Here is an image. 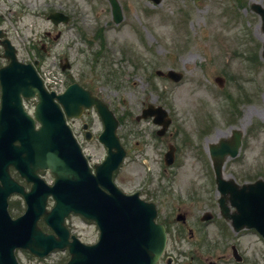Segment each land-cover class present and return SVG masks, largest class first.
I'll return each mask as SVG.
<instances>
[{
  "label": "rangeland",
  "instance_id": "1",
  "mask_svg": "<svg viewBox=\"0 0 264 264\" xmlns=\"http://www.w3.org/2000/svg\"><path fill=\"white\" fill-rule=\"evenodd\" d=\"M118 1L123 20L116 24L108 0H3L0 29L17 48L21 61L38 60L39 72L54 76L63 88L77 82L92 90L123 120L119 135L130 153L115 176L121 190H136L150 178L165 186L173 180V194L164 203L168 211L180 206L194 215L207 209L219 214V195L208 154L211 144L229 138L234 129L243 130V148L238 157L226 162L225 176L239 183L264 178V59L260 57L257 66L247 59L251 53L260 56L262 51L261 19L251 5L264 6V0H162L158 5L150 0ZM20 5L26 10L17 24L11 10ZM50 10L71 15V22L53 28L47 19ZM59 31L61 38L55 41ZM46 32L53 37L47 39ZM65 58L72 68L62 72L60 62ZM169 70L182 73L181 81L175 83L157 74ZM217 77L224 79L223 87L215 82ZM35 104L36 100H27L25 107L32 113ZM148 105L161 106L172 120L164 139L154 137L160 127L152 121H135ZM82 120H93L94 134L91 141L78 137L83 152L91 157V164L100 163L106 156L96 138L103 130L102 122L95 110ZM81 123L77 121L76 127ZM134 124L131 141L130 126ZM187 137L192 145L186 147ZM171 144L182 147L177 166L167 173L163 157ZM45 179L51 183L49 175ZM187 186L197 188V196L189 202L183 200L180 190L186 191ZM10 204L13 216L25 209L18 196L11 197ZM67 227L85 244L98 240L96 225L80 216L68 217ZM199 235L179 236L183 241L179 250L187 257L176 264H188L190 256L197 259L196 264H232V250L225 240L217 237L215 246L205 245L204 238L196 240ZM239 242L250 264L264 256L253 247L260 244L256 237ZM16 256L19 264H65L69 259L67 252L38 259L19 250Z\"/></svg>",
  "mask_w": 264,
  "mask_h": 264
},
{
  "label": "water",
  "instance_id": "2",
  "mask_svg": "<svg viewBox=\"0 0 264 264\" xmlns=\"http://www.w3.org/2000/svg\"><path fill=\"white\" fill-rule=\"evenodd\" d=\"M109 2L114 21L120 23L123 16L118 1ZM259 12L264 16V10ZM68 20L63 17L64 22ZM2 45L11 63L0 70V264H18L16 249L45 257L55 249L65 248L70 252L67 264H158L167 235L164 227L155 221V205L140 200L138 195H124L113 181L114 172L126 154L116 134L118 124L114 113L77 84L61 95L48 92L31 65L17 61L16 49L9 40ZM167 77L178 82L183 76L169 71ZM35 97L38 103L31 116L23 99ZM92 106L105 124L99 140L108 151L103 163L94 165L95 175L65 122V114L69 118L78 117L83 107ZM153 115L162 120L167 114L161 107L144 111V117ZM239 142L238 135L233 143L222 141L219 148L211 150L218 190L222 194L219 204L222 213L229 217L226 205L227 195L231 193L232 204L237 208L232 216L235 223L255 226L264 233V227L256 225L264 213V183L239 187L222 178L225 157L237 155ZM11 167L31 184L29 191L12 177ZM43 171L55 178L53 186L40 177L39 172ZM14 193L21 194L27 205L25 213L16 219L8 212V198ZM49 197L55 200L50 211L47 210ZM72 212L96 222L100 229L96 244H83L75 236L69 241L65 218ZM40 220L53 233L44 232Z\"/></svg>",
  "mask_w": 264,
  "mask_h": 264
},
{
  "label": "flooded vegetation",
  "instance_id": "3",
  "mask_svg": "<svg viewBox=\"0 0 264 264\" xmlns=\"http://www.w3.org/2000/svg\"><path fill=\"white\" fill-rule=\"evenodd\" d=\"M1 1L3 0H0V2ZM45 4H49V3L46 2ZM24 10H26V7L22 5L19 6L18 10H11V13H14L13 15H15L14 23L18 24V21H21L22 11ZM55 11L56 10L50 11L48 14V17H50L51 12H55ZM38 13L39 11L36 12L37 16H38ZM49 23L52 24V26L54 27V24L52 22L49 21ZM45 36L47 39H50L53 37L51 32H46ZM45 46L46 45L43 44L42 49H45ZM262 55L263 53L260 49V57H262ZM0 60L3 62V64H0V68H2L8 63V61L3 57V55H0ZM33 62L38 63L39 61L35 59ZM88 114L89 112H86L85 116ZM77 121H80V120H74V119L69 120L71 126H74ZM92 121L93 120L83 121L80 125V129L76 127L75 133L77 135H81L84 138L85 137L84 126L85 125L89 126V129L91 130L92 125H93ZM148 121H152V120H148ZM137 123H140V122H137ZM123 124H124L123 120H120V127ZM134 127H135V124L134 126H130L131 141L134 136ZM190 142L191 141H184L186 147L187 145H192ZM136 144H139V143L137 142ZM174 147H175L174 154H175V162H176L178 161V158L180 155L179 153L181 151L182 145L176 144ZM163 167H164L163 168L164 172L169 173V169H172L174 166L173 167L163 166ZM247 182H250V181H245L243 183H247ZM138 185H139V188H137L136 190H132L130 192H126V193L127 194L138 193L139 196L143 200L155 203L158 209V218L166 227L168 241H167V247H166L165 253L160 261V264H176L178 259L184 261V259L187 257V254L179 250L181 249V245H183V241L179 240V236L185 235L186 233L189 234L190 238L194 237L196 233H199L200 235L196 237V240L200 241V239L204 238L205 245L215 246L216 243H218V238L221 240V242L222 240H225L226 241L225 245H229V247L232 250V253H231V257H232L231 263L232 264H244L245 262L247 264H250L239 242L240 240H245L246 238L250 236L256 237L258 241L260 242L259 245L253 246L254 248L255 247L257 248L256 252L264 253V236L259 233L256 227H249L245 223L242 229L237 231L235 222L233 221V219H226L220 213L213 214L212 212L209 211V209H207L208 211H203V212H200V214H196V215L190 214L191 213L190 211L183 210L182 208H180V206L178 207L174 206L168 211L164 203H165V198H168L169 195L173 192V189H174L173 180L172 181L169 180L168 184L165 186L163 184L156 185L155 183H153V178H150L148 180L142 181L141 184H138ZM180 190L184 192L183 200H185L186 202L192 201V199L195 196H197L196 194L197 188L195 187L187 186L186 191H184L182 188ZM183 200L178 199V202L182 203L184 202ZM229 200H230V196H229ZM228 205L230 207V214L233 215L236 211V208L231 205L230 201H228ZM192 218L194 221L190 223V219ZM259 224L264 227V222H259ZM174 234H177V239H174ZM196 262H197V259L194 256H190L188 264L190 263L196 264ZM253 263L254 264H261V263L264 264V256L262 255V256H259L257 259H254Z\"/></svg>",
  "mask_w": 264,
  "mask_h": 264
},
{
  "label": "bare ground",
  "instance_id": "4",
  "mask_svg": "<svg viewBox=\"0 0 264 264\" xmlns=\"http://www.w3.org/2000/svg\"><path fill=\"white\" fill-rule=\"evenodd\" d=\"M249 115V114H248Z\"/></svg>",
  "mask_w": 264,
  "mask_h": 264
}]
</instances>
